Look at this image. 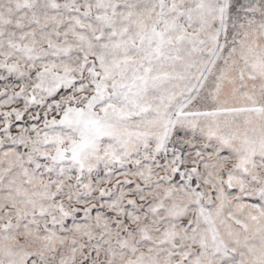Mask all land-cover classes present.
Instances as JSON below:
<instances>
[{
  "label": "snow or ice",
  "instance_id": "6c2138e0",
  "mask_svg": "<svg viewBox=\"0 0 264 264\" xmlns=\"http://www.w3.org/2000/svg\"><path fill=\"white\" fill-rule=\"evenodd\" d=\"M0 264H264V0H0Z\"/></svg>",
  "mask_w": 264,
  "mask_h": 264
}]
</instances>
